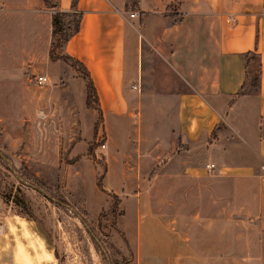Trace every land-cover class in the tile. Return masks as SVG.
<instances>
[{
	"label": "crops",
	"instance_id": "obj_1",
	"mask_svg": "<svg viewBox=\"0 0 264 264\" xmlns=\"http://www.w3.org/2000/svg\"><path fill=\"white\" fill-rule=\"evenodd\" d=\"M50 1L0 0V41L17 21L43 46L0 76L54 67L52 10L79 12L62 54L92 82L99 112L79 75L112 144L104 170L121 175L109 192L127 241L133 214L134 264H264V0Z\"/></svg>",
	"mask_w": 264,
	"mask_h": 264
},
{
	"label": "rangeland",
	"instance_id": "obj_2",
	"mask_svg": "<svg viewBox=\"0 0 264 264\" xmlns=\"http://www.w3.org/2000/svg\"><path fill=\"white\" fill-rule=\"evenodd\" d=\"M23 29L17 21L4 26L0 75L2 65L41 52V42H26ZM60 55L53 50L55 65L45 73L28 64L15 77L0 76L2 263L134 264L133 214L125 212L128 243L108 193L121 179L119 171L104 170L112 144L104 142L99 114L83 104L79 70ZM38 74L48 77L42 86L33 82Z\"/></svg>",
	"mask_w": 264,
	"mask_h": 264
},
{
	"label": "trees",
	"instance_id": "obj_3",
	"mask_svg": "<svg viewBox=\"0 0 264 264\" xmlns=\"http://www.w3.org/2000/svg\"><path fill=\"white\" fill-rule=\"evenodd\" d=\"M44 1L49 6H52V7L55 6V4L52 3L50 0H44ZM74 1L75 0H72V4L74 3ZM79 17H80L79 12H75L74 10L71 12H63L58 9L52 10V13H51L52 38H51L50 47H49L50 57L52 56L53 50H55L56 48L62 50V47L64 46V43L66 42L68 37L78 30ZM249 55L251 56V58L255 56L254 52H246L243 55L244 65L246 67L249 65ZM58 58L70 64L75 69L79 70L80 76L84 81L85 90H86V99H85L86 106L94 108L99 112L98 107L93 105V102L96 101V95H95L92 82L88 76L86 69L81 65L80 62H78L76 59L68 55L63 54V55L58 56ZM245 78H246L247 85L252 89H256L258 86L259 66L257 65L255 72L248 68L246 70ZM95 127H96V124L94 125V130H95ZM97 185L100 190H104L100 186L101 184L99 182H97ZM108 193L112 199L111 206L112 208L115 209L118 199L116 195H114L112 192H108Z\"/></svg>",
	"mask_w": 264,
	"mask_h": 264
},
{
	"label": "built area",
	"instance_id": "obj_4",
	"mask_svg": "<svg viewBox=\"0 0 264 264\" xmlns=\"http://www.w3.org/2000/svg\"><path fill=\"white\" fill-rule=\"evenodd\" d=\"M134 11H130L128 12L129 16H133L134 15ZM229 19L232 20L231 16H228ZM48 78L45 75H37L34 77L33 82L36 85L42 86L47 82ZM135 86L132 85V88H134ZM37 117L39 118H44V113L42 111H38L37 112ZM104 145L102 144L101 147H103ZM204 168L206 170L207 173H212L214 170V165L212 163H206L204 164ZM262 169H264V165L261 166Z\"/></svg>",
	"mask_w": 264,
	"mask_h": 264
}]
</instances>
